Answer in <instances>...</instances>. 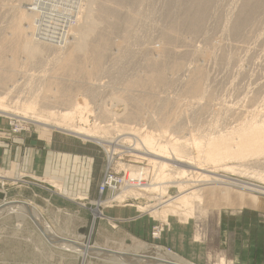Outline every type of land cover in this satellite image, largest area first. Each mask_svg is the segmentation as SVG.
<instances>
[{"label":"rangeland","instance_id":"rangeland-1","mask_svg":"<svg viewBox=\"0 0 264 264\" xmlns=\"http://www.w3.org/2000/svg\"><path fill=\"white\" fill-rule=\"evenodd\" d=\"M5 1L7 3L10 2L8 0ZM41 1L43 2H41L42 10L45 8L43 11L48 12L47 10L49 8L55 9V15L52 16L53 19L55 18L60 20L61 16H65L64 9L76 10L74 4H72L69 0ZM101 1H104L103 3L109 2V4L118 5L119 7L124 6L127 9H132L133 6L136 5L135 12H133L135 18L134 21L126 19V17L118 18V16H116V14L110 9L102 7L100 5ZM84 2L85 1H82L83 4L81 7L87 5V2ZM262 2L260 0H94L89 5L90 7H93L92 9L97 21L100 22L102 28L93 41L90 42L86 58L83 61L79 60L78 62H75L74 65L64 67V70L59 69L57 65L52 63L51 60V62L48 61V59L53 56V52L50 51L43 50L41 52L43 55H39L40 57L36 56L34 61L27 59L25 53H22L15 48V43L18 40L17 36H10L8 34L10 24L7 22L9 19H0V49H2L0 51V67L4 66L5 60H8L13 53L16 57V68H19V70L22 69L23 72V74L21 72L20 74L14 76V80H16L14 85L16 86L12 89L11 93L5 96V105L7 107L11 105L12 107L10 106L8 108L12 110L15 106L13 103L15 100L23 101L26 96L33 97V95L35 96L41 94L50 95L56 93L57 95H65L67 98L77 101L86 98L88 107L91 108L74 114L72 119H70L72 124L84 125L86 128L95 130L93 127L94 123L98 122L97 124L102 125L105 119L102 113L103 111H107V113L111 116L113 115V117L116 114L117 117L121 119V122H124V124L132 123L133 125H137V127H140V124H142L143 127H147L148 129H159V127H161L160 129L167 130L168 134L170 133L176 137L185 136L187 138L192 136L199 137L200 135L204 136L203 134L209 133V130L210 132L218 129L220 131L228 130L230 126L234 125L236 117L233 114H235L237 109H244L243 113H248L245 110H255L256 112L254 113L259 112L257 117H261L260 114L264 113V1ZM92 4L94 6H92ZM211 5H213V7H211ZM83 8H87V6ZM143 9L145 10L143 11ZM232 11L233 13H231ZM53 19H49L50 21L46 24L43 22L35 23L36 27L34 29V34L36 35L38 33L36 37L39 36L41 38H46L49 34H51V30L58 33L60 25L57 23L59 22H56ZM127 26H130L131 29L134 28L132 31L136 33L138 32L141 38L135 39L136 41L133 40V38H130V36L126 34L128 28ZM172 33H174L173 36L176 34V37L180 39L182 38L186 41H191L193 45L195 44L194 46H198L204 50L202 51L204 54L201 53V55L196 58L191 56L189 51H184L180 55H176L174 53V49L177 50L183 47H177L175 39L170 37ZM203 34L207 37L206 40H203V37L200 36ZM114 35L116 37H114ZM60 38L62 39L63 37L60 36ZM150 39L151 41H149ZM166 46H170L172 48L169 53L167 52L164 53V55L162 54L160 60H157L152 67L145 64L147 58L156 57V52H158L161 48L165 51ZM116 55L118 56L114 58ZM119 56L120 59H117ZM179 62L190 65V67L194 66L197 62L203 66L201 72L199 73L202 79L201 82L204 81L202 83L204 93H197L196 95L194 92L190 91L189 86L183 87V85H181L182 79H187L190 74H186L187 72L181 74L178 71H174L175 69H172V66L177 65ZM42 74L43 76L40 78V75ZM147 77L152 78L149 79L151 82L146 79ZM156 77H161V80L159 81V78ZM70 78L80 81L74 85L73 82L68 81ZM84 78L99 84V86L95 88L94 92L90 89H86L83 82ZM48 82H51L53 85ZM27 90H30V92H27ZM46 90H49L50 92L48 91V93ZM117 97L119 98L117 99ZM199 97L201 99H199ZM197 99L205 104V109L195 110V108L192 107V102L190 101H195ZM8 103L10 105H8ZM213 104H217L216 107ZM228 105L233 107L234 110H231ZM137 108H141L142 110L140 111L143 112L144 115L148 114L149 120L155 119L156 122L150 123L148 119L144 120L142 117H132L129 113ZM18 112L19 113L7 111L6 113H3L0 111V136H2V138L8 139L10 137L23 135L26 139L32 138L47 140L53 134H62L65 136L69 135L79 141H85L88 145H90L93 148L94 153L100 157L99 159L103 163V168L106 164L105 150L108 149L111 154V149L114 147L115 153L112 151L114 154L112 168L116 172L123 174V171H126L128 176H132V174L129 175L131 171H137L139 167L148 168V174L142 182H151L150 180L153 175V167H151L148 162L146 155L138 151H127L125 146L126 143L123 145H114L115 142H112L111 138L115 137L118 133V131L114 128L107 129L106 131L99 129L97 134L98 136L100 135L103 137L101 140H96L97 138L95 139L96 141L94 139L86 140L67 130L65 131L52 126L49 127L50 129H46L44 125L39 123L35 124L22 118L21 112L19 110ZM80 115H82L83 118H86L87 121H80ZM244 116L248 118L247 114H242L241 118ZM11 117L22 121L21 127L28 129L22 130L20 134L11 133L10 129L13 128L8 123ZM51 118L53 120L61 119L57 117ZM188 153L190 156L194 155V153H191L190 151H188L187 154ZM117 163H122L123 165ZM202 165L206 166L205 168L209 167V164L205 162ZM122 166L126 169L122 168ZM128 167H132L133 169ZM170 167V169H172L171 174H173L171 177L177 181H185V179H189V182L187 181L188 183H194L193 180L198 178L195 177L197 174H194L193 177L188 175V178L185 177L183 179H179L176 175V171H178V169L175 166ZM210 168L211 165L207 169ZM252 169H261L264 171L263 167L251 168V170ZM251 170L249 169L248 171ZM200 171L201 170H199V172ZM218 173L221 174L223 179L231 178V180H235L240 184H252V186L255 187H259V185L264 187V178L251 175L247 172H224L219 170ZM190 178L193 179L191 180ZM166 185L171 186L172 183L170 184L167 182ZM123 189L125 188H121L119 191L112 194L113 196L118 195V199L114 200L112 207L113 205L121 206V202L128 199L127 203L132 204L133 211H136L137 215H142L145 222H151V225L153 226L157 224L162 225L163 229L165 226L164 224L170 223L172 220L184 222L183 219H180L177 216H172V218L169 217L168 220L165 221L158 216L156 217V215L148 209L140 210L138 208L139 206H142V204H144L147 208H150V206L147 205L151 204L150 201L156 198V193H150L145 190L141 191L138 188L127 187V189L132 190V192H135L138 196H130L129 194L131 193L128 192L129 194L126 193V195L120 197L123 195L121 192ZM167 190L169 196L175 195L178 192L176 186ZM237 190L243 192L247 191L256 196L264 197V193L261 192L258 193L255 191H248L245 188H238ZM120 192L121 194L119 196ZM150 196L153 197L149 198ZM106 198L109 199V197ZM155 201L156 200L154 199L152 203ZM107 203H109V201H107ZM108 205L111 204L109 203ZM104 206L105 205H102V207ZM245 206L252 207L251 205ZM238 207V205H232L229 207L220 204H215L214 206V204L208 203L207 201L201 204V206L196 203L193 207L191 216L189 215L187 220L195 221L204 231L205 228L210 229L215 227L216 223L214 222L220 210L230 211V209L235 210ZM257 209L259 211V221L264 222V207L260 206ZM98 210L101 211V207L98 206L93 210V217L96 215ZM0 216H5V219L0 221V257L11 256L15 250L21 252V254L28 253L27 244L20 240L22 234L25 235L27 231L25 228H21L22 225L27 223L26 226L28 225L29 229H31V226H35L37 236L42 234V230L39 229L27 215L10 211V213H4ZM102 218H107V216L104 215ZM11 221L16 222V227L20 231L17 229H11V231L2 230L1 223L8 222L10 225ZM93 223L94 222H92L91 225V231L93 230L94 233L95 227H92ZM152 228L148 239H145L144 241L133 240L132 243L127 245L122 244L118 247V249L134 251L139 249L140 246L142 247V245L158 246L159 244L156 242L163 232V229L157 237H152ZM18 234L20 235L19 239L16 236V238L13 239L14 236H11ZM8 235L11 237H7ZM115 235L118 237L117 232ZM105 236H107V238L108 236L111 238V235ZM84 245H87V243ZM135 245L138 246L134 247ZM72 251L77 250L69 248V252L71 253ZM89 256L90 255H86L85 257L82 256L78 258V264H123L116 260H112L109 257H104L101 254L99 257Z\"/></svg>","mask_w":264,"mask_h":264},{"label":"bare ground","instance_id":"bare-ground-1","mask_svg":"<svg viewBox=\"0 0 264 264\" xmlns=\"http://www.w3.org/2000/svg\"><path fill=\"white\" fill-rule=\"evenodd\" d=\"M8 1L10 2L7 3L5 0H0V19H4V18L9 19V21L7 22L8 24H10V30L8 31L9 32L8 34L10 36H14V35L17 36L18 40L15 43V48L21 51L22 53H25L26 58L29 59L30 61L31 60L34 61L36 56H39V55L41 56L42 54L41 52L43 50L50 51V52H53V56H51L52 58L48 59V61L49 62L52 61V63L57 65L59 69L64 70L63 69L64 67H69L71 65H74L75 62H78L79 60L83 61L86 58L87 56L86 54L88 52L87 50H88V46L90 45V42L93 41V39L96 37L100 29L102 28L100 22L97 21V18L92 9L93 7H90L89 5L94 0H69L72 4H74V6L76 7V10L64 9L65 16L62 14L63 16L60 17V20L55 19V18L53 19L52 16L55 15L54 8H51V9L49 8L47 10L48 12L43 11L45 10V8L42 10L41 0H8ZM82 1H85L84 3L87 2V5H86L87 8H83L86 6L81 7L83 4ZM260 1L262 2L264 0H260ZM103 2L101 1L100 5L102 7H107L108 9H110L113 13L116 14V16H118V18L126 17V19L134 21L135 18H134L133 12H135L136 5L133 6L132 9H127L124 6L119 7L118 5L109 4V2H106V3H103ZM92 6L94 5L92 4ZM211 7H213V5H211ZM144 10L145 9H143V11ZM137 12H138V8H137ZM231 13H233V11ZM49 19H53L54 21L59 22L57 23L60 25V29H58V33L57 32L55 33L51 30L50 31L51 34H49V36H47L46 38H41L39 36L36 37L38 33L36 35L34 34L35 33L34 29L36 27L35 23L43 22L44 24H46L50 21ZM127 27L128 28H127L126 34L130 36V38H133V40L141 38L138 32L136 33L132 31L134 28L131 29L130 26H127ZM157 33H160V32H157ZM115 35L114 37H116ZM173 35L174 33H172L170 37L175 39V43L177 44V47H180V48L183 47L177 50L174 49V53L176 55L178 54L180 55L184 51H189L191 53L190 55L196 58L201 55L202 51H204L198 46H194L195 44L193 45L191 41H186L185 39H182V38L180 39L176 37V34L175 36ZM203 35H200V36L203 37V40H206L207 37ZM60 36L63 38L61 39ZM149 41H151V39ZM1 50L2 49H0V51ZM171 50L172 48L170 46H166L165 51L163 48H161L158 52H156L157 53L156 57L147 58L145 64L147 66L152 67V65H154V63L157 62V60L158 61L160 60V57L162 56V54L164 55V53H167V52L169 53ZM117 56L118 55H116L114 58H116ZM117 59H120V56ZM16 67H17L16 57L14 56L13 53L8 60H5L4 66L0 67V111L3 113H6L7 111L19 113L18 112L19 110L21 112L22 118L30 122H33L35 124L39 123L41 125H44L46 129L47 128L50 129L49 127L52 126V127H56L59 129H63L65 131L67 130L73 133L74 135H77L86 140L87 139L95 140L96 138H97L96 140L103 139L102 136L100 135L98 136L97 134L99 129H103L106 131L107 129L114 128L115 130H117L118 133L116 134V136L111 138L112 139L111 141L115 142L114 145H121V144L123 145L126 143L125 146H126L127 151L142 152L144 155H146V158L148 159V162L150 163L151 167H153L152 169L153 175L150 180L151 182L146 183V182L141 181L140 183H132L129 185L131 188L137 187L141 191L145 190L150 193H156V198L154 199L157 202L155 201L154 203H152L154 199L151 201L149 199L151 204L147 206H150V208H147L144 204H142V206L138 207L140 210L148 209L151 212H153L156 215V217L158 216L159 218H162L165 221H167L169 217L172 218V216H177L180 219H183L184 222H186L187 219L189 218V215L191 216L192 214L194 205L197 203L201 206V204H203L205 201H207L208 203L214 204V206L215 204L217 205L220 204V205H225L229 207L232 205H238L239 207H245V205H251L252 207L254 206V208H259L260 206L264 207V197L256 196L253 193H250L247 191L243 192V191L237 190L238 188H243V189L245 188L248 191L264 193L263 186L259 185V187H255V186H252V184L250 185L240 184L239 182H236L235 180H231V178L223 179L221 177V174L218 173L219 170L224 171V172L238 171L239 173L247 172L251 175H256L258 177L260 176L264 178V171H262L261 169L251 170V168H259V167L264 168V113L260 114L261 117H257L259 112L254 113L256 112L255 110L249 109V110H245L248 113H243L244 109L242 110L237 109L235 111V114H233L236 117L234 125L230 126L228 130L220 131L218 129L215 131L213 130V132L212 131L210 132L209 130V133L203 134L204 136L200 135L199 137L192 136L190 138L189 137L187 138L185 136L176 137L170 133L168 134L167 130H161L160 129L161 127H159V129L157 128L148 129L147 127H143L142 124H140L141 125L140 127H137V125H133L132 123L124 124V122H121V119L117 117L116 114L113 117V115L111 116L110 114L107 113V111L102 110L103 111L102 114L105 117L103 121L104 123L102 125L97 124L98 122L94 123L93 127L95 128V130H92L90 128H86L84 125H75L70 122V119H72L74 114L80 113L83 110H89L91 108V107L90 108L88 107L86 98L80 101H77V100L67 98V96L65 95H57L56 93L50 94V95H43V94L35 95V96L33 95V97L26 96V98L23 101L15 100V102H13L15 104L14 109L10 110L8 107H10L11 105L8 103V105L10 106L7 107L4 101L6 100L5 96L11 93L12 89L15 88L16 86L14 85L16 81L14 80V76L22 72V69L19 70V68H16ZM202 67L203 66L198 62L192 67H190V65H187L185 63L179 62L177 65H173L172 69H175L174 71H178L181 74L186 73V72H187L186 74L188 73L190 74L187 79L185 80L182 79V81L180 80L181 85H183V87L189 86L190 91L194 92L197 95V93H204V89L202 85L204 81L201 82L202 79L199 73L201 72ZM42 76L43 74L40 75V78H42ZM156 78H159V81L161 80V77H156ZM146 79L151 82V80L149 79H152V78L147 77ZM68 81L73 82V84L76 85L77 83H79L80 80L77 81L75 79L70 78L68 79ZM83 82H84V85L86 86V89H90L93 92L95 88L99 86L97 82H91L85 78ZM48 83H51V82H48ZM28 91L30 92V90H27V92ZM118 98L119 97H117V99ZM199 99L201 98L199 97ZM11 100H8V101H11ZM190 102H192V107L195 108V110L206 108L205 104L200 102L198 99L195 101H190ZM138 106L141 107L140 105ZM228 106L231 110H234L233 107H231L230 105ZM141 108L139 109L137 108L136 110L130 112L129 114L134 118L142 117L144 120H147V119L149 120V115L148 114L144 115L143 112L140 111L142 110ZM242 114H247L248 118L246 116L241 118ZM51 117H57L61 119L53 120ZM111 117H112V120H111ZM163 118L165 119L164 116ZM81 120H83V122L87 121L86 118H83L82 115H80V121ZM149 122L154 123L156 122V120L155 119L149 120ZM111 141H108V142H111ZM111 150L113 151V153H115L114 147ZM187 150L190 151L191 153H194V155L192 154L193 156H190L189 153L188 155ZM112 151H111V154H113ZM202 162L209 164V167L211 165V168L210 169H207L209 167L205 168L206 166H203ZM117 164L123 165L122 163H117ZM170 166H175L178 169V171H176V175L178 176L179 179H183L185 177L188 178V175H190V177H193L194 174H197L195 177H198V178H195L193 180L194 183H188L189 179H185V181H181V180L177 181L174 178L172 179L171 176L173 174H171L172 169H170L171 168ZM122 168H125V167L122 166ZM128 168L131 169L132 167H128ZM249 169L251 171H248ZM199 170L201 171L199 172ZM131 174H132L131 176L132 178H138L140 180L141 179L143 180L144 178H146L148 174V168L139 167L137 171L136 170L134 172L131 171L129 175ZM30 178H32L33 180H37V181L39 180V179H36V177L34 176L32 177L30 176ZM190 179L192 180L193 178H190ZM48 182L51 185H53L57 190H59L60 187L62 186V185L60 186L58 182L53 181V180L48 181ZM167 182H169L170 184L172 183V185L171 186L166 185ZM173 186L177 187L178 192L175 195L169 196L167 189ZM121 192L123 193V195L120 196ZM121 192L119 193L120 197L126 195V193L128 192L131 193V194L128 193L130 196L131 195L138 196V194L136 195L135 192L133 193L132 190H129V189L127 190L123 189ZM117 196H115L116 199H118ZM152 197L150 196L149 198H152ZM18 201H14V200L10 202L6 201L7 203L0 205V215L4 213H10V211L16 212L18 214L21 213L22 215H27L32 219V221L37 225V227L42 230V234L46 236L48 239H50V241H52L53 243L61 242V238H59L58 236H56L57 234H55L56 231L54 232V230L51 229V227L46 223L44 219L45 217L42 216L43 214H41L39 208H37L36 206H34L33 204L29 202H18ZM107 204H109L107 203V201H104L102 203V205H107ZM98 215L99 216L101 215V212H99V210L96 212L95 216L98 217ZM67 243H59V244H64V246H66L67 248H73L77 250L78 252H80V254L83 257H85L86 255L99 257L101 254L104 257L105 256L107 258L109 257L110 259L116 260L123 264H193L190 261L183 259L182 257H180L178 254L174 252L172 253L169 250L166 251L167 249L164 250V248L159 245L154 246V245H142L141 244L142 247L140 246L139 249H136L134 251H130V250L126 251V250H121V249L113 251V250H109L106 248L105 250H102L104 248L96 244H91L90 246H87V245L83 246L81 242H78L79 244L77 243L74 244L72 242L68 244ZM136 246L138 245H135L134 247ZM219 261L220 262H218V264L223 263V259L221 260L219 259Z\"/></svg>","mask_w":264,"mask_h":264},{"label":"crops","instance_id":"crops-1","mask_svg":"<svg viewBox=\"0 0 264 264\" xmlns=\"http://www.w3.org/2000/svg\"><path fill=\"white\" fill-rule=\"evenodd\" d=\"M99 158L85 141L69 135L53 134L47 140L0 136V205L13 200L33 204L56 236L73 239L74 244H96L114 251L133 240L148 239L153 225L137 215L131 203L101 207V215L93 221L104 170ZM52 180L62 185L59 190L48 182ZM258 212L249 206L220 210L215 227L204 231L195 221L172 220L164 224L156 243L193 264H218L219 259L222 264H264V222L259 221ZM4 219L0 216V221ZM26 224L21 227L27 230L25 235L11 236L25 242L28 253L15 250L11 256L0 257V264H78L80 252L70 253L59 244L64 242L53 243L41 233L37 236L35 226L29 229ZM1 226L4 231L17 229L13 221Z\"/></svg>","mask_w":264,"mask_h":264},{"label":"built area","instance_id":"built-area-1","mask_svg":"<svg viewBox=\"0 0 264 264\" xmlns=\"http://www.w3.org/2000/svg\"><path fill=\"white\" fill-rule=\"evenodd\" d=\"M8 123L13 128V129H10V132L13 134H20L22 130L28 129V128L21 127L22 121L17 120L12 117L9 119ZM105 154H106V164L104 165V171L102 173V176L98 182L99 184L97 186V199L95 200L96 208L98 206L102 207V203L104 201H109V203L111 204V205L107 204L105 206H112V204L114 203V200H116V197L112 195L114 192L119 191L121 188L127 189V187L132 183H140L141 181H144V179L140 180L138 178H132L131 176H128V174H126V171H123V174H121L120 172H116L112 168L113 161H114L113 160L114 154L112 156V154L109 153L108 149H106ZM133 188H137V187H133ZM106 197H109V199H107ZM127 202H128V199L126 201L123 200V202H121V206L127 205ZM96 218L97 216H94L93 221ZM162 229H163L162 225L157 224L153 226L152 232H151L152 237H157L158 234L161 233Z\"/></svg>","mask_w":264,"mask_h":264},{"label":"water","instance_id":"water-1","mask_svg":"<svg viewBox=\"0 0 264 264\" xmlns=\"http://www.w3.org/2000/svg\"><path fill=\"white\" fill-rule=\"evenodd\" d=\"M58 239H59V238H58ZM62 240H63L64 242H68V243L71 242V241L69 242L68 240L61 239V241H62ZM102 250H105V249H102Z\"/></svg>","mask_w":264,"mask_h":264}]
</instances>
